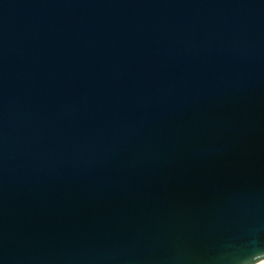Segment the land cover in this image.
<instances>
[{"label":"water","instance_id":"1","mask_svg":"<svg viewBox=\"0 0 264 264\" xmlns=\"http://www.w3.org/2000/svg\"><path fill=\"white\" fill-rule=\"evenodd\" d=\"M0 264H264V0H0Z\"/></svg>","mask_w":264,"mask_h":264}]
</instances>
